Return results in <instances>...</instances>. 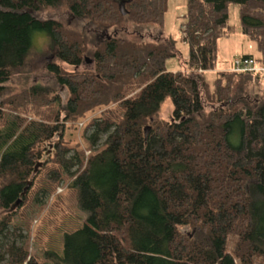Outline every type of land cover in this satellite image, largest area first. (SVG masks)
<instances>
[{
    "label": "trees",
    "instance_id": "obj_1",
    "mask_svg": "<svg viewBox=\"0 0 264 264\" xmlns=\"http://www.w3.org/2000/svg\"><path fill=\"white\" fill-rule=\"evenodd\" d=\"M120 2L0 0V210L6 211L0 264L264 261V70L207 76L217 65L219 37L229 34L232 2L239 5L241 31L264 51V0H188L181 28L190 54L177 70L167 60L182 52L163 30L146 47L136 42L133 53L120 49L130 20L163 23L166 0H127V13ZM43 32L61 60L79 67L90 53L95 66L68 71L50 62L55 86L15 90V75ZM62 85L67 101L55 91ZM168 96L174 108L166 119L159 112ZM103 104L108 107L85 127L92 152L71 154L60 136L53 148L86 220L65 232L61 251L50 248L43 258L25 239L5 243L13 204L25 196L37 162L46 163L40 159L48 143L63 135L67 122Z\"/></svg>",
    "mask_w": 264,
    "mask_h": 264
},
{
    "label": "rangeland",
    "instance_id": "obj_2",
    "mask_svg": "<svg viewBox=\"0 0 264 264\" xmlns=\"http://www.w3.org/2000/svg\"><path fill=\"white\" fill-rule=\"evenodd\" d=\"M166 7L163 16L164 20L161 25L155 22H145L140 25L138 22L130 20L128 22L129 34L127 35L129 40H127V43L123 42L120 45V49H127L128 53H133L135 49H139V46L136 45L138 42H144L142 44L146 47L147 44L154 43L159 36V32L163 30L164 35L167 37L173 36L177 40V47L183 55L180 56L179 54L178 57L168 58V69H185L184 61L190 54V47L183 38L181 27L187 13L188 0H166ZM228 11L229 34L222 35L218 39L217 65L214 69L207 72L209 80H212L218 71L233 70L232 63L234 59L237 55L246 52H251L255 57L261 58V66L264 67V51L259 49L255 41L241 31L239 5L233 2L230 3ZM66 12L69 13L68 11ZM61 13L62 9L58 11V15H61ZM67 16L69 14L64 17L68 19L67 23L71 27L74 25L79 27L77 20ZM101 38L104 39L105 34H102L98 39ZM90 40V47H95V37L93 35ZM159 46L161 48V45ZM159 46L157 47L159 48ZM50 62H57L68 71L94 68L95 66L93 55L90 53L84 54L83 61L79 67L61 60L57 56V46L53 44L47 33H38L34 39V45L29 53L26 66L15 75L14 89L20 90L22 87L33 83L55 86L54 73L48 67ZM262 87H264V84ZM56 88L55 91H59L64 101H67L69 97L67 86L62 85L60 88ZM109 106H115V104L113 105L112 102ZM107 107L104 104L99 105L93 110H88L83 117L67 122L63 135H57L54 140L48 143L49 146L46 148L44 157L40 159L46 161V163L44 162V165L42 164L43 166L41 165V168L37 170V174L31 177L33 178V183L26 191L21 204L12 209L13 222L10 224L8 236L4 238L5 243L13 239L22 242L25 239L30 251L43 258L45 250L50 248L61 251L65 232L77 228L86 220L87 211L81 209L78 204L75 188L71 185L72 178L54 156L53 148L55 141L62 137L63 141L72 147L71 154L77 148L81 152H85V155H88L91 150H94V147H91L86 136L91 130L89 129L85 134V127L91 117L100 115L101 111ZM173 108L172 98L170 96L166 97L160 108V117L169 119ZM103 139H105V136ZM103 139L99 144L102 145ZM53 169H57L61 173L59 177L53 178L55 176ZM5 213V210H0V217ZM3 250L4 246L0 244V253L3 254ZM5 262L4 259L1 260V264H5ZM256 264H264V261L259 258Z\"/></svg>",
    "mask_w": 264,
    "mask_h": 264
},
{
    "label": "built area",
    "instance_id": "obj_3",
    "mask_svg": "<svg viewBox=\"0 0 264 264\" xmlns=\"http://www.w3.org/2000/svg\"><path fill=\"white\" fill-rule=\"evenodd\" d=\"M263 68L254 56H237L232 63V69L238 71L262 70Z\"/></svg>",
    "mask_w": 264,
    "mask_h": 264
},
{
    "label": "water",
    "instance_id": "obj_4",
    "mask_svg": "<svg viewBox=\"0 0 264 264\" xmlns=\"http://www.w3.org/2000/svg\"><path fill=\"white\" fill-rule=\"evenodd\" d=\"M120 9H121V11H122L123 13H127V12H128V9L126 8V0H121V2H120ZM41 165H42V161H38L37 164L35 165V169H34L33 175H35V173L37 172L39 166H41ZM32 183H33V180H32V179L28 180V184H27V186L25 187L24 192H26V191L28 190L29 186H30ZM22 201H23V198H22V197L18 198V199L16 200V202L13 204V207H15V206L21 204Z\"/></svg>",
    "mask_w": 264,
    "mask_h": 264
},
{
    "label": "crops",
    "instance_id": "obj_5",
    "mask_svg": "<svg viewBox=\"0 0 264 264\" xmlns=\"http://www.w3.org/2000/svg\"><path fill=\"white\" fill-rule=\"evenodd\" d=\"M246 53H251V52H246Z\"/></svg>",
    "mask_w": 264,
    "mask_h": 264
}]
</instances>
